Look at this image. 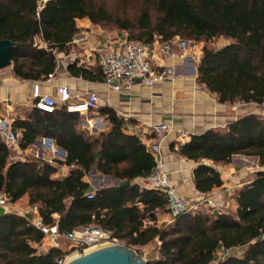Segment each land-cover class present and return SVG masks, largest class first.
<instances>
[{"label": "trees", "instance_id": "trees-1", "mask_svg": "<svg viewBox=\"0 0 264 264\" xmlns=\"http://www.w3.org/2000/svg\"><path fill=\"white\" fill-rule=\"evenodd\" d=\"M137 1L141 10L130 17L112 14L104 1L97 0H50L41 9V0H0V40L15 43L9 54L14 75L39 81L55 74L57 54L68 51L80 31L76 19L88 18L103 28L115 26L126 31L129 39L146 44L177 37L204 42L197 81L222 104L264 106V0ZM38 39L46 46L41 47ZM221 39L229 42L214 45ZM77 69L87 79L103 80L102 72ZM100 114L110 128L90 134L80 129L81 115L70 112L67 103L52 113L33 105L25 120L13 123L16 130H23L20 147L26 149L38 138L51 137L66 152L65 160H14L13 148L0 136V197L13 204L27 196L31 206H38L43 223L57 226L61 234L97 226L132 248L158 239L157 255L148 264H264L261 114H242L225 128L191 136L179 148L181 157L198 163L193 180L204 194L224 183L220 171L204 160L225 165L235 155H244L256 157L261 169L233 194L234 210L200 208L168 225L158 224V215L169 212L167 194L134 183L153 173L155 155L139 136L124 132V120L114 110L104 108ZM61 165L71 169L66 177L57 178ZM93 169L131 184L97 188L90 199L91 185L84 178ZM44 239V232L27 217L14 212L0 215V264H61L57 260L67 255L60 248L36 250ZM239 249H244L241 255L233 253ZM5 253L11 257L7 259Z\"/></svg>", "mask_w": 264, "mask_h": 264}, {"label": "crops", "instance_id": "crops-1", "mask_svg": "<svg viewBox=\"0 0 264 264\" xmlns=\"http://www.w3.org/2000/svg\"><path fill=\"white\" fill-rule=\"evenodd\" d=\"M76 25L80 31L69 44L68 51L57 54L58 66L52 78L39 81L22 80L14 75L11 66L0 70V114L9 104L15 120H25L34 103V82H40L42 94L57 95L58 87L67 86L72 94L67 102L68 110L80 113L81 130L90 134L107 131L110 123L100 114V110H114L124 120V132L139 136L154 155L161 154L170 170L169 179L180 194L187 199L204 194L196 189L193 180V170L198 163L181 157L178 150L191 136L202 134L211 128H225L242 114L235 113L231 104L220 103L215 94L197 81V65L202 49L195 42L179 37L169 42L157 39L154 43L147 44L150 61L155 69L163 71L172 68L175 74L158 81L152 87L137 80L131 89L116 92L107 87L102 79L92 81L81 76L77 73V68L82 67L101 74V57L112 49L119 48L128 37L127 32L106 30L93 24L88 18L76 19ZM38 44L41 47L46 46L41 39H38ZM90 91L99 96L98 105L91 111V116L83 105V99ZM18 132L22 139L23 130L18 129ZM52 146L56 153L52 151ZM62 150L53 138L41 137L26 149H22L19 142L13 148V158L26 160L34 157L55 163L57 159L65 160L66 152L63 153ZM245 158L251 157L235 155L232 162L225 165H215L210 160H204V163L214 165L220 171L224 181L221 187L204 194L211 201V204H204V207L208 206L213 211H225L230 205L232 192L250 181V172L245 165L241 167L237 163L241 161L244 164ZM70 169V166L61 165L55 177H66ZM84 180L90 183L92 190L120 182L111 176L98 173L96 169L85 176ZM134 183L149 188L148 178H138ZM11 206L13 210H6L7 212L23 211L29 217H39L30 211L31 205L27 196ZM158 224H170L168 212L158 215ZM155 242L159 243V240L156 239Z\"/></svg>", "mask_w": 264, "mask_h": 264}, {"label": "built area", "instance_id": "built-area-1", "mask_svg": "<svg viewBox=\"0 0 264 264\" xmlns=\"http://www.w3.org/2000/svg\"><path fill=\"white\" fill-rule=\"evenodd\" d=\"M50 0H41L40 9ZM101 72L104 84L116 92L124 89H131L137 80H140L146 86H154L158 81H163L175 74L172 68L159 71L155 69L150 61L148 45L139 40H123L121 46L105 53L100 59ZM53 74L48 76L52 78ZM33 105L43 111L52 113L57 110L59 103H67L71 97V90L67 86L57 88V95L42 94L40 82L33 84ZM99 96L96 92H88L83 99V105L86 110H93L97 107ZM12 112V106L7 105L6 110L0 114V136L6 141L10 148L19 145L21 134L13 126L15 121ZM52 151L56 149L52 146ZM156 167L153 173L148 177L149 188L160 190L167 194L170 223H173L178 217L196 212L204 204H211L209 197L200 194L197 198L187 199L180 194L176 186L169 179L170 170L168 165L162 160L160 153L155 154ZM95 191L92 190L87 197L92 199ZM0 206L6 210H13L10 201L5 197H0ZM30 211L38 214L37 205L31 206ZM27 219L45 234V238L50 239L52 246L58 247L60 238H64L72 243L73 253H83L93 248L109 244L119 243L113 239L111 232L97 226H87L80 229L61 234L57 226L45 225L40 217L27 216L26 212H16ZM67 257L59 258L58 263L64 264Z\"/></svg>", "mask_w": 264, "mask_h": 264}, {"label": "rangeland", "instance_id": "rangeland-1", "mask_svg": "<svg viewBox=\"0 0 264 264\" xmlns=\"http://www.w3.org/2000/svg\"><path fill=\"white\" fill-rule=\"evenodd\" d=\"M97 1H104L107 7L109 8L110 12L114 15L117 16H130L132 17L134 14L138 13L141 10V6L139 5V1L137 0H97ZM102 27V25H100ZM103 28V27H102ZM107 28V29H106ZM104 29L109 30V31H116L118 30L115 26L108 25ZM229 41L225 39H221L217 42L214 43L216 46H223L226 45ZM38 43V41H37ZM196 45L198 48L202 49L203 46L205 45L204 42H197ZM61 105V103L59 104ZM234 107V112L237 113L239 112L240 114H245V113H259L264 117V106H258L256 104H243V103H236L232 105ZM96 112V111H95ZM93 112L89 111V115L91 116ZM81 126V125H80ZM93 134V133H91ZM251 158H245V163L242 164L241 161L237 162L239 166L243 167L245 165L246 169L250 172L248 178L252 179L254 172L260 170V166L258 165V160L257 158L252 159ZM244 167V168H245ZM241 188V187H239ZM238 188V189H239ZM235 193L232 192V195L230 196V205L225 208V212H230L234 210L235 208V203L233 200V194ZM203 210H207L210 207H200ZM58 248L62 250L68 257L73 253V246L72 243L69 242L68 240L64 238H60L58 241ZM159 243L152 242L146 246L143 247H137L134 248L137 250V252L142 255L143 257L147 258L148 260L155 257L157 255L156 249ZM52 246V242L50 239L45 238L43 243L41 245L36 246V250L38 252H46L50 247ZM244 249H239V250H234L233 253L236 255H241L243 253ZM7 259L10 258L11 256L8 253H5ZM10 260V259H9ZM218 261L214 262L213 264H217Z\"/></svg>", "mask_w": 264, "mask_h": 264}, {"label": "water", "instance_id": "water-1", "mask_svg": "<svg viewBox=\"0 0 264 264\" xmlns=\"http://www.w3.org/2000/svg\"><path fill=\"white\" fill-rule=\"evenodd\" d=\"M14 45L10 39L0 40V70L12 65L9 54ZM62 152L65 153L64 150ZM130 184V180L120 182V186ZM6 212V209L0 206V215ZM64 264H148V259L125 244L109 243L83 253H72Z\"/></svg>", "mask_w": 264, "mask_h": 264}]
</instances>
